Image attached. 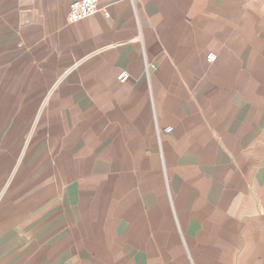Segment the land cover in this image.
<instances>
[{
  "label": "crops",
  "instance_id": "1",
  "mask_svg": "<svg viewBox=\"0 0 264 264\" xmlns=\"http://www.w3.org/2000/svg\"><path fill=\"white\" fill-rule=\"evenodd\" d=\"M75 1L0 0V264H264V0Z\"/></svg>",
  "mask_w": 264,
  "mask_h": 264
},
{
  "label": "built area",
  "instance_id": "2",
  "mask_svg": "<svg viewBox=\"0 0 264 264\" xmlns=\"http://www.w3.org/2000/svg\"><path fill=\"white\" fill-rule=\"evenodd\" d=\"M100 11L99 0H78L71 4L70 12L68 16L69 24H75L83 19L94 16ZM106 17H109L108 13H105ZM217 56L215 54H209L207 61L210 64L215 63ZM120 79L125 81L128 79V75L123 73L120 75ZM167 133L172 132V128L166 130Z\"/></svg>",
  "mask_w": 264,
  "mask_h": 264
}]
</instances>
